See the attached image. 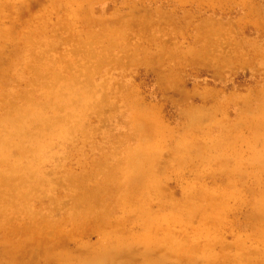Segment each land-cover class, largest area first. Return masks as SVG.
I'll return each mask as SVG.
<instances>
[{
  "label": "rangeland",
  "instance_id": "rangeland-1",
  "mask_svg": "<svg viewBox=\"0 0 264 264\" xmlns=\"http://www.w3.org/2000/svg\"><path fill=\"white\" fill-rule=\"evenodd\" d=\"M0 264H264V0H0Z\"/></svg>",
  "mask_w": 264,
  "mask_h": 264
}]
</instances>
